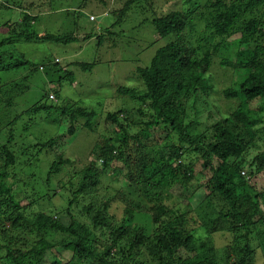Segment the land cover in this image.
Listing matches in <instances>:
<instances>
[{
	"label": "trees",
	"instance_id": "1",
	"mask_svg": "<svg viewBox=\"0 0 264 264\" xmlns=\"http://www.w3.org/2000/svg\"><path fill=\"white\" fill-rule=\"evenodd\" d=\"M112 1L97 0L107 15L120 17L114 26L141 2H113L119 7L108 12ZM36 5L0 0V72L24 77L41 64L52 69L54 53L26 59L19 45L78 38L38 30L58 11L43 15ZM181 5L143 17L164 43L149 65L138 67L143 90L119 87L141 103L107 112L116 135L92 149L95 161L83 164L58 147L78 126L91 131L96 110L79 102L57 105L43 91L18 114L9 108L31 87L0 85V264H256L253 237L264 241V149L258 143L264 133L258 116L264 110V0ZM216 64L232 74L219 91ZM67 72L52 76L60 99L64 78L74 77ZM213 93L224 97V111L213 103L219 118L193 131L199 97ZM75 163L83 166L74 169ZM111 167L121 178L101 186Z\"/></svg>",
	"mask_w": 264,
	"mask_h": 264
},
{
	"label": "rangeland",
	"instance_id": "2",
	"mask_svg": "<svg viewBox=\"0 0 264 264\" xmlns=\"http://www.w3.org/2000/svg\"><path fill=\"white\" fill-rule=\"evenodd\" d=\"M7 1L23 6L35 2L37 4L36 10H42L41 13L43 15L48 14L50 11H58L54 16L55 18L52 17L55 19L54 21L49 19L51 17H47L46 19L49 20L44 21L42 25L39 24L37 26L38 30L78 37L69 44L47 41L45 43L38 42V44L32 42L35 46L31 42L19 45V48L26 52V59L32 58L33 60H37L36 56L41 58L40 56H43V54L54 53L56 55L54 59L58 65H52L51 69L48 66L45 67L46 64H41L35 71L34 69H27V74L24 77L19 74L15 77L13 74L0 72L1 86H11L20 81L31 87L23 95L15 98L13 106L9 109L19 114L32 106L41 97L43 91H46L57 105L66 102L70 106L73 103L79 102L81 106L96 110L98 115L93 122V129L91 131L86 127L78 126L76 134L65 137L58 147V151L65 152V156L74 157L76 161L81 160L83 164L88 161H95L96 157L92 154V149L97 144H100L105 137L116 135L114 131L116 127L107 125V112L116 111L118 107L131 110L134 107H138L141 103L137 97L130 95L122 96L119 93V87L127 86L135 90H143L145 85L138 72V67L149 65L157 48L164 43V41L157 40V34L151 22H141L143 17L151 12L160 15L165 14L173 8L181 7L183 0H152L153 3H150V0H141V2L134 3L131 6V9L123 17L124 21L116 26L113 24L120 17H113L111 14L105 15L104 11L106 9L102 5L103 3H98L97 0H46L45 5L43 4L45 0ZM113 2L118 5L122 4L121 0H113L107 7L108 12H112L114 7H119ZM146 8H148V11ZM14 15H17V13L14 12ZM77 16L80 17V22H76ZM92 16H95L96 20H91ZM48 25H50L49 28ZM89 33L93 37L85 40L84 35ZM99 35H103L105 39L101 36L99 37ZM98 38H102L103 42L100 43ZM34 51H37L39 55L33 54ZM73 62L94 63V66H92V69L87 70L80 65H73ZM66 70L74 73V77L69 76V78H64L60 99L55 92L53 84L56 81L52 79V76H62ZM57 71L59 72L56 73ZM213 71L219 75L217 79L219 82L217 84V91H219L226 84L230 83L232 74L228 72L225 75L222 73L223 69L217 64L214 66ZM47 72L48 74H46ZM224 102V97L217 93L210 94L209 96L206 94L201 95L196 105L199 111L196 115L193 113V116L190 117L194 121L193 131H197L199 127L209 125L211 121H216L219 117L213 103H219L217 107H220V105L226 107L223 104ZM259 104H261L260 100L255 102L254 107H258ZM222 111H224V108ZM210 113L213 116L210 117ZM131 115L134 117V114ZM135 116L138 117V113H135ZM258 116L264 120V110H261ZM121 117L123 118V116ZM143 119L145 121L148 120L147 117H143ZM44 120L45 116L42 115L39 121ZM262 126L264 127V122ZM262 126L260 128H263ZM49 127L43 126L42 128L48 129ZM140 129L141 127L134 129L133 132L135 133V131ZM63 131L64 128H61L59 134ZM155 133L159 136L162 134L161 131H155ZM260 137L261 140L258 143L261 149H264L263 132ZM22 138L18 139V143L24 140L28 144L27 140ZM36 142L40 141L36 139ZM253 152L255 153L256 151ZM82 163H75L74 169L83 166ZM42 167H44L43 164ZM70 168L66 167V169ZM112 169L111 167L109 171H106V175L102 177L104 182L101 186L109 183L112 187L118 181V177L119 179L121 178V175L114 174L111 171ZM11 180L15 179L12 178ZM199 197L200 194L196 198L197 200L193 202V207H197L200 204L201 197ZM253 239H255L254 246L258 249L257 254H255V259L257 258L256 264H264V241L254 237ZM225 244L223 239H218L217 245L220 248H223Z\"/></svg>",
	"mask_w": 264,
	"mask_h": 264
},
{
	"label": "clouds",
	"instance_id": "3",
	"mask_svg": "<svg viewBox=\"0 0 264 264\" xmlns=\"http://www.w3.org/2000/svg\"><path fill=\"white\" fill-rule=\"evenodd\" d=\"M107 14V12L105 13V15ZM101 162V161H100Z\"/></svg>",
	"mask_w": 264,
	"mask_h": 264
}]
</instances>
